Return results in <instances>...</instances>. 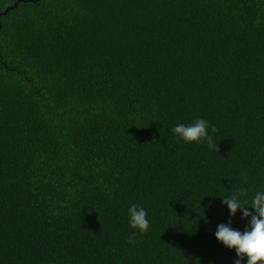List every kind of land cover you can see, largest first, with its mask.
<instances>
[{
	"label": "trees",
	"instance_id": "1",
	"mask_svg": "<svg viewBox=\"0 0 264 264\" xmlns=\"http://www.w3.org/2000/svg\"><path fill=\"white\" fill-rule=\"evenodd\" d=\"M200 118L219 151L176 141ZM241 185L264 192V0H0V264H234Z\"/></svg>",
	"mask_w": 264,
	"mask_h": 264
},
{
	"label": "clouds",
	"instance_id": "2",
	"mask_svg": "<svg viewBox=\"0 0 264 264\" xmlns=\"http://www.w3.org/2000/svg\"><path fill=\"white\" fill-rule=\"evenodd\" d=\"M171 132L177 142L206 143L210 149L219 151L218 146L213 142V136L208 132V121L205 119H196L189 125L178 124L171 129ZM211 132L213 134L217 132L215 126L211 128ZM247 196L248 190L241 185L230 196L222 198V203L227 205L229 210V220L227 224L218 225L215 232L219 242L229 249L236 250L237 259L234 264H241L245 256L248 258L247 264L264 262V192H256L250 206H248ZM238 209L242 212V219L250 217L249 224L243 233L232 228V218L235 217ZM248 209H254V214ZM128 215L131 229L141 234L148 231L149 221L145 209L132 204L128 208ZM136 231L127 237L128 243L135 242Z\"/></svg>",
	"mask_w": 264,
	"mask_h": 264
},
{
	"label": "water",
	"instance_id": "3",
	"mask_svg": "<svg viewBox=\"0 0 264 264\" xmlns=\"http://www.w3.org/2000/svg\"><path fill=\"white\" fill-rule=\"evenodd\" d=\"M8 8H9V7H8ZM8 8L4 9L3 13H5V12H6V10H7Z\"/></svg>",
	"mask_w": 264,
	"mask_h": 264
}]
</instances>
